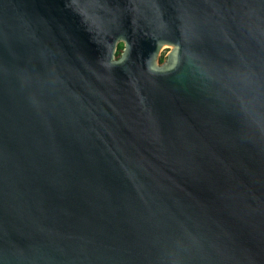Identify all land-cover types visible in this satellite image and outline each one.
Instances as JSON below:
<instances>
[{
    "label": "water",
    "instance_id": "obj_1",
    "mask_svg": "<svg viewBox=\"0 0 264 264\" xmlns=\"http://www.w3.org/2000/svg\"><path fill=\"white\" fill-rule=\"evenodd\" d=\"M0 264H264V0H0Z\"/></svg>",
    "mask_w": 264,
    "mask_h": 264
},
{
    "label": "trees",
    "instance_id": "obj_2",
    "mask_svg": "<svg viewBox=\"0 0 264 264\" xmlns=\"http://www.w3.org/2000/svg\"><path fill=\"white\" fill-rule=\"evenodd\" d=\"M123 50H124L123 45H120V46H119L118 53H117V56H118V57L121 55V53L123 52ZM163 60H164V58L161 57V62H162Z\"/></svg>",
    "mask_w": 264,
    "mask_h": 264
},
{
    "label": "rangeland",
    "instance_id": "obj_3",
    "mask_svg": "<svg viewBox=\"0 0 264 264\" xmlns=\"http://www.w3.org/2000/svg\"><path fill=\"white\" fill-rule=\"evenodd\" d=\"M168 51H169L168 49H165V50L163 51V53H162L161 56H162L163 58H165L166 55H168Z\"/></svg>",
    "mask_w": 264,
    "mask_h": 264
}]
</instances>
